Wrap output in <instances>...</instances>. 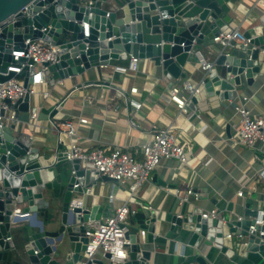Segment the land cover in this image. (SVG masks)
Returning a JSON list of instances; mask_svg holds the SVG:
<instances>
[{
	"label": "water",
	"instance_id": "water-1",
	"mask_svg": "<svg viewBox=\"0 0 264 264\" xmlns=\"http://www.w3.org/2000/svg\"><path fill=\"white\" fill-rule=\"evenodd\" d=\"M241 1L0 0V24L11 16L16 18L0 31V83L14 76L13 72L7 73L9 66L19 64L12 53L21 50L26 39H40L60 49L59 61L46 63L45 74L57 73L62 80L133 56L152 61L174 82L184 77L182 70L188 62H199L197 54L201 55L202 47H212L215 65L224 67L225 71L215 68L207 72L201 84H197L198 92L189 96L188 107L197 110L208 101L233 99L240 75L248 79L264 75V14L260 20L261 35L253 31L241 34L244 40H249L246 44L233 39L218 46L214 41L215 37L232 30V7ZM30 4L33 16L25 17L22 9ZM83 23L89 24L88 37ZM32 73L33 70L25 78V87L32 83ZM103 86L107 88V84ZM64 101L40 108L39 119H55ZM30 106L31 96L27 93L15 106L20 122H29ZM13 129H0V264H76L86 251L88 233L98 227L101 218L109 215L111 204L85 203L83 198L74 196L77 191L87 192L91 182L113 179L106 176L94 179L92 167H83L79 159L68 160L62 144H58L51 156H41L30 135ZM81 178L86 188H82ZM194 192L201 199L200 193ZM256 197L253 193L245 200L241 215L235 212L234 205L231 213L218 212L208 218L201 216L202 209L190 208L181 218L168 219L172 224L168 237L175 238L177 231L190 226L193 234L189 243L196 247L203 240L216 248L232 250L235 247L241 252L264 250V242L258 235L264 231V224H257L260 220L264 222V213L258 219L259 210L254 209ZM17 207L28 214L47 213L46 207L53 208L55 214L50 221L60 225L56 230L41 227L38 232L26 235L22 246L11 248L6 238L18 220ZM135 218L132 226L137 224L138 228L125 234L130 241L127 260L112 261L107 254L104 260L108 264H149L150 252L144 250L139 231L147 230L146 239L151 243L156 228L160 230L161 225L151 210L144 209ZM251 226L256 230L250 231ZM195 261L206 264L197 256L188 257L183 264ZM96 264L106 263L97 260Z\"/></svg>",
	"mask_w": 264,
	"mask_h": 264
},
{
	"label": "crops",
	"instance_id": "crops-1",
	"mask_svg": "<svg viewBox=\"0 0 264 264\" xmlns=\"http://www.w3.org/2000/svg\"><path fill=\"white\" fill-rule=\"evenodd\" d=\"M232 9V30L245 34L252 32L254 27H262L260 20L264 14V0L260 3L242 0ZM201 56L217 71H225L224 67L215 65L216 54L212 47H202ZM128 60H113L108 66L93 67L79 77L63 80V86L53 89L47 84L38 86L37 94L31 97V105L49 108L65 99L61 111L53 120L49 117L36 121L29 119L27 123L17 120L9 129L14 127L13 131L19 129L30 135L40 155L49 157L58 147L57 131L52 125L56 120H77L80 116L90 120L87 125L81 124L78 130L79 143L85 150L109 147L140 151L159 131L168 125L174 126L179 139L185 144L189 143L186 147L189 162L182 164L177 160H164L151 172L149 181L134 195L131 208L136 213L129 215L126 223L129 230L137 229L138 225L133 227L132 222H136L135 216L145 206L156 213L157 224L161 228H156L155 239L149 243L146 239L147 230L139 231L146 232L142 243L144 250L150 252L149 264H183L190 256L201 257L206 264H264V250L246 249L241 252L235 247L232 250L228 247L216 248L205 244L203 240L198 247L190 245L193 234L190 226L177 231L175 238L168 237L172 225L168 219L179 214L185 215L190 208L202 209L204 212L216 210L226 215L231 213L234 205L235 212L241 215L245 200L256 193L254 209L264 212V179L258 175L264 166V143L258 141L252 148L232 143L240 128V116L235 105L244 103L253 116L264 118V75L248 79L242 74L233 99L208 101L197 110L187 106L184 112L170 100V91L173 86H181L189 81L201 84L207 72L199 63L188 62L182 70L184 77L173 82L161 67L155 66L150 60H140L136 73L114 70L116 66L126 65ZM48 77L60 79L57 73H51ZM92 82L95 85L83 87ZM96 82L102 83L97 85ZM104 84H107V88ZM131 88H137V92L131 93ZM47 90H51V95L45 99L42 93ZM130 100L141 102L142 107L135 109ZM129 118L133 119L135 126L128 123ZM79 182L82 188H86L83 178ZM88 187L94 190V194L77 191L75 199L83 198L85 203H110L108 212L111 213L113 208L124 202L121 198L110 202L108 197L112 193L123 195L128 185L120 186L115 181L100 180L91 182ZM240 189L243 190V198L237 195ZM187 190H197L201 199L196 193L197 197L190 196L189 202L181 205L180 199ZM16 209L18 220L8 235L15 246H22L26 235L38 232L41 227L56 230L60 225V222L52 224L50 221L55 214L53 208L46 207L47 213L42 211L27 216H21L26 214L22 212V207ZM58 216L60 220V211ZM97 260L108 264L100 255Z\"/></svg>",
	"mask_w": 264,
	"mask_h": 264
},
{
	"label": "built area",
	"instance_id": "built-area-1",
	"mask_svg": "<svg viewBox=\"0 0 264 264\" xmlns=\"http://www.w3.org/2000/svg\"><path fill=\"white\" fill-rule=\"evenodd\" d=\"M259 2L261 0H255ZM32 5H28L22 9V14L25 17H32ZM16 21L15 16L9 17L7 20L0 24V31L2 27L12 24ZM85 28V36L88 37L89 24L83 23ZM45 29H42L44 31ZM256 35L262 34L261 27L253 28ZM235 39L236 41H243L244 44L249 40H244L242 35L231 30L226 35L220 34L214 38V41L219 44H227L229 41ZM24 47L21 50L13 51L12 56L18 65H11L7 69V73L13 72L14 76L0 83V129L2 131L8 130L10 125H15L17 117L15 115L16 104L18 101L23 100L25 95L29 93L32 97L37 94V87L42 84H47L50 89L57 86H63L62 79H51L45 74L48 68L46 63L54 64L59 61L60 49L43 42L40 39H26L23 41ZM199 64L206 72H213L215 70L211 63H207L200 54H197ZM140 59L130 56L126 65L116 66L114 70L120 73H136L139 70ZM33 70L32 83L27 87L24 86V80L27 75ZM95 84H85L83 87ZM99 85V84H97ZM137 88H131V93H136ZM198 92L197 84L192 82H185L181 86H173L170 91V100L176 106L186 112V107L189 104V96ZM187 94L183 97V94ZM51 95V90L42 93V96L47 99ZM131 106L139 110L142 107L141 102L130 100ZM235 110L240 116V128L236 132L232 143L234 145H243L247 147H254L256 142L264 143V118L255 117L244 103L235 105ZM40 108L37 106H30L29 119L38 120ZM90 120L86 117L80 116L77 120L64 119L52 122L54 129L57 131V144L63 145V152L66 154L68 160L79 159L83 167L90 165L92 168L93 176L101 177L106 176L112 178L120 186L127 184L128 188L123 191V195L119 193H112L108 198L110 202L121 198L124 204L112 209L108 216L101 218V223L96 229L88 233V245L86 251L83 253L82 260L76 264H96L97 256L104 257L109 254L110 259L113 261L116 258L127 260L128 248L130 241L126 239L125 234L129 230L124 226L127 223L128 217L135 214L131 208L134 195L137 194L142 185L149 181L151 172L157 169L164 160H177L182 164L189 162V151L186 147L189 143L182 142L179 136L175 133V127L168 125L165 129L159 131L152 140L146 142L140 151L132 149L98 147L93 150H85L79 143V126L81 124L87 125ZM128 123L135 126L133 119L129 118ZM260 178L264 179V166L258 171ZM78 187V184L75 185ZM87 194H94L93 189H88ZM240 198H243V190L237 192ZM197 197V194L192 190H187L185 195L181 197L180 204L184 205L189 202V197ZM150 207H144L147 209ZM19 215L18 211H16ZM216 210L202 211L201 216L208 218L209 216L215 217ZM263 211L259 210L258 219L262 217ZM28 213L21 216H27ZM179 214L178 217H182ZM257 224L263 225L262 220L257 221ZM255 226L250 227V231H255ZM145 231H141L140 235L144 241ZM262 242H264V231L258 233ZM141 239V242H142ZM6 241L9 242L10 247L13 248L12 237L7 236ZM181 255H184L181 252Z\"/></svg>",
	"mask_w": 264,
	"mask_h": 264
},
{
	"label": "bare ground",
	"instance_id": "bare-ground-1",
	"mask_svg": "<svg viewBox=\"0 0 264 264\" xmlns=\"http://www.w3.org/2000/svg\"><path fill=\"white\" fill-rule=\"evenodd\" d=\"M108 216V215H107ZM124 226H126L127 227V225L125 224ZM140 237H141V235H140ZM141 239H142V237H141Z\"/></svg>",
	"mask_w": 264,
	"mask_h": 264
}]
</instances>
